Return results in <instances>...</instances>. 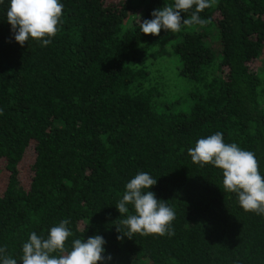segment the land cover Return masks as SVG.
<instances>
[{
	"label": "trees",
	"instance_id": "trees-1",
	"mask_svg": "<svg viewBox=\"0 0 264 264\" xmlns=\"http://www.w3.org/2000/svg\"><path fill=\"white\" fill-rule=\"evenodd\" d=\"M60 3L59 31L47 46L15 41L10 0L0 4V160L7 172L0 247L22 264L30 234L46 238L67 219L73 235L66 247L101 235L103 255L112 257L103 264H264V215L244 211L223 189L222 170L188 154L219 131L225 143L253 152L264 176V78L250 66L264 50V0H217L199 13L210 23L182 26L170 53L178 76L193 85L171 101L167 78L148 68L170 31L144 34L139 20L174 0ZM29 147L34 158L23 184L19 164ZM140 172L157 180L148 190L175 212L174 235L117 239V225L134 210L128 205L121 216L116 204Z\"/></svg>",
	"mask_w": 264,
	"mask_h": 264
},
{
	"label": "clouds",
	"instance_id": "clouds-1",
	"mask_svg": "<svg viewBox=\"0 0 264 264\" xmlns=\"http://www.w3.org/2000/svg\"><path fill=\"white\" fill-rule=\"evenodd\" d=\"M2 3L3 0H0ZM215 3L217 0H174L171 5L154 9L152 19L139 20V28L144 34L159 35L161 29L176 33L182 26H203L211 21L202 19L199 13ZM193 8L189 18L181 15ZM62 10L60 0H10L6 17L15 41L21 46L30 38L47 46L52 42L50 38L59 31ZM188 154L201 167L211 164L222 170L223 189L237 195L244 211L264 215V176L260 174L253 152L241 149L236 143H225L223 133L218 131L198 139L195 146L188 149ZM156 183L157 180L149 173L140 172L126 184L116 208L122 216L130 212L128 205H131L134 214L120 220L117 231L122 235L117 239L124 236L132 238L137 233L143 236L174 235L170 225L175 219V212L148 190ZM69 223L67 219L60 221L50 228L46 238L33 231L22 246V264H103L111 260V255H103L106 241L98 234L86 241L74 239L71 248H67L66 242L73 235L67 227ZM121 225L126 231H121ZM6 252V247H0V264H17V260Z\"/></svg>",
	"mask_w": 264,
	"mask_h": 264
},
{
	"label": "rangeland",
	"instance_id": "rangeland-1",
	"mask_svg": "<svg viewBox=\"0 0 264 264\" xmlns=\"http://www.w3.org/2000/svg\"><path fill=\"white\" fill-rule=\"evenodd\" d=\"M188 29L190 28L184 27V30H188ZM181 31L182 30L176 33L168 32L162 45L153 54V56L151 55L150 59L148 60V65H149L148 68L150 73H153L154 75L161 74L163 77H166L168 80L167 82L165 81L166 90L164 91L166 93L164 95L171 97L168 99V101L176 100L178 97L185 96L193 85L186 78L178 76L177 73L178 61L176 59V56L170 53L171 51L170 45L176 39L175 36H177ZM250 66L253 70L259 73L261 78H264V50L260 58L255 59L250 64ZM160 84L164 86V83L160 82ZM33 158H34V152L32 148L29 147L19 164L20 176L23 184H26L28 182L29 166L32 163ZM4 166H5L4 160H0V193H2V191L4 190L7 180V172Z\"/></svg>",
	"mask_w": 264,
	"mask_h": 264
}]
</instances>
